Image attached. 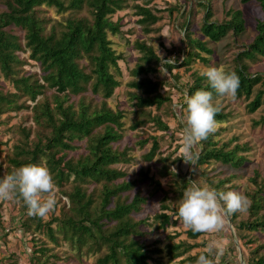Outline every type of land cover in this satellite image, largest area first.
Instances as JSON below:
<instances>
[{"label":"trees","instance_id":"16d2710c","mask_svg":"<svg viewBox=\"0 0 264 264\" xmlns=\"http://www.w3.org/2000/svg\"><path fill=\"white\" fill-rule=\"evenodd\" d=\"M250 1L259 5L262 19L256 23L254 39L236 56V67L228 70L235 72L240 80L235 98L245 100H250L257 84H264L260 76L253 77L249 74L248 66L243 63L244 60L254 62L264 58V0H240L242 5ZM128 2L132 3L130 7ZM153 2L154 0L0 2L4 8L0 11L1 74L8 78L15 66L23 64L18 52L25 54L27 61H33L38 69L36 73L12 80L16 93H0V115L30 108L34 124V127L21 129L23 141L15 146L12 157L7 159V166L0 162V177L28 164L41 165L50 170L56 188L67 202L62 206L60 215H51L46 223L40 217H34L35 229L45 233L57 248L66 244L70 252L76 254L79 262H84L83 257L90 258L89 256L94 255V264H164L166 258L170 263L178 259L176 264H195L202 252L190 254L196 248H203L205 242H175L179 236L173 233L166 237L168 241L164 248L158 246L159 241L149 243L150 234L147 229L150 225L147 218L141 217L148 199L140 191L133 195L130 192L138 189L139 182L149 181L156 186L155 192L161 194L159 203L162 212L154 217L160 221L156 231L165 234L170 227L180 224L174 219L177 205L171 209V215L164 213L170 210L167 201L172 197H176L177 201L181 199L189 186V179L199 186L205 184L217 191H231L236 188L231 184L238 176L235 174L250 163L245 155L250 150L248 146L220 143L217 139L220 132L216 131L206 140L197 143L198 152H194L197 155L194 164L197 168H203L216 163L233 174L216 179L203 169L199 173V179L195 181L192 174L187 177L188 174L181 172L183 157L171 158L172 155H164L161 151V138L152 137V143L145 149L142 159L148 164L158 155L157 162L162 166L158 175L169 176L171 187L168 191L162 189L159 181L153 176L149 177V168L139 171L140 178H130L128 166L135 162V157L128 154L129 148L119 150L117 147L123 139L122 120L126 116L120 110L109 108L107 103L115 89L120 87L121 71L118 62L123 59L114 49L112 41L114 36L122 32V24L120 19L114 22L113 17L130 8L137 17L136 23L142 26L145 34L158 32L154 26L161 18L150 7ZM199 4L206 9L199 36L195 37V31L189 24L190 13H185L180 22L183 48L173 56L175 61L172 63H162L156 51L146 41L138 39L132 42L131 46L139 57L134 68L129 71L131 80L126 83V87L133 90L128 94L135 102L133 106L138 117L131 125V130L147 122H151L162 132L169 130L159 114L152 115V109L159 111L164 104H171V92L161 93L160 89L165 87L166 82L153 81L151 77L162 72V69L172 74L177 66L185 67L187 71L196 63L206 65L214 55L210 44H217L228 35L236 41L245 32L246 23L240 10L227 11L223 21L209 22L212 16L210 7ZM43 7L54 9L61 16L57 23L60 30L56 25L47 29L48 19L38 16ZM180 55L183 57L182 61ZM190 76L193 78L191 84L181 88L184 92V101H180L182 108L187 96L197 90H211L206 78L198 71L191 72ZM172 77L175 81L179 80V76ZM49 90L53 92L47 97L46 91ZM215 95L214 93L213 96ZM21 97L32 103V106L27 107L25 103L18 105L16 100ZM95 98H100L101 101L97 103ZM263 102L264 88L258 90L246 105L248 113L256 112ZM229 116V113L220 108L215 119L218 124L224 123ZM183 117L181 113V118ZM254 124L264 125V116ZM179 126L183 128L184 122ZM163 136L165 140L167 135ZM147 142L149 140L145 139L138 144L145 146ZM4 170L7 171L5 175L2 172ZM250 182L255 187L246 193L251 202L249 219L236 223L237 214L228 217L236 232L264 235V178L255 171ZM23 208H26L24 203ZM22 224L23 228H31L27 222ZM185 234L188 240H197L202 233L194 234L187 230ZM246 235H241L238 239H244ZM248 242L252 243L250 239ZM37 248H34L33 256L48 251L44 243ZM262 249L259 246L251 251L252 255L246 264H264V256H258ZM51 256L59 260L61 258L55 253ZM37 262L48 264L46 261Z\"/></svg>","mask_w":264,"mask_h":264},{"label":"rangeland","instance_id":"374dc122","mask_svg":"<svg viewBox=\"0 0 264 264\" xmlns=\"http://www.w3.org/2000/svg\"><path fill=\"white\" fill-rule=\"evenodd\" d=\"M2 1L0 0V2ZM199 3L210 7L212 16L209 22L223 21L226 19L225 13L227 11L240 10L246 23L245 32L236 41H234L231 35H228L223 41L217 44H210L209 47L213 50L214 55L206 65L196 63L187 71L185 67L177 66V68L172 70V74L162 69V72L151 77L153 81L166 82L164 84L165 87L160 89L161 93L171 92V104H164L159 111L152 109V115L159 114L169 130L162 132L155 128L151 122H147L145 125L131 130V125L138 117L135 114L136 110L133 106L135 102L131 100L128 94L129 91L133 90L128 89L126 83L131 80L129 71L134 68L139 57V54L131 46L132 42L138 39L146 41L156 51L162 63H164L162 58L164 60L173 58L179 49L183 48V31L180 28V22L183 21L185 13H190L189 24L195 31V37L199 36V29L203 24L206 13L204 6H200ZM131 4V2H128L129 7ZM150 7L155 12V15L161 18V21L154 26V29L159 30L158 32L145 34L142 31V26L136 23L137 17L133 15V10L130 8L118 12L113 17L114 22L120 19L122 24V32L114 36L112 41L114 49L123 56V59L118 62L121 71V76L119 77L120 87L115 89L113 96L107 100V103L109 108L114 111L120 110L126 116L122 120L123 139L117 147H119V150L129 148L128 154L132 158L135 157V162L131 166H128V172L131 174L130 178L137 179L141 169L146 170L149 168V177L153 176L156 181L160 182L162 189L168 191L172 182L169 176L161 177L158 175V171L162 167L157 162L159 156H155L153 161L147 164L142 159V155L146 152L145 149L150 147L152 137H159L162 143L161 151L164 155H172L171 158L180 156L178 152L181 146L180 132L182 128L179 125H182L184 122L183 118H181V113L184 115L182 105L180 104L181 100L184 101L182 97L184 92L181 88L183 89L185 86L191 84L193 78H191L190 73L193 71H198L201 74L208 67H222L226 70L234 69L237 65L235 61L236 56L250 44L256 35L255 26L257 21L262 19V11L256 2L250 1L248 4L242 5L240 0H154ZM2 9H4L3 4L0 3V11ZM181 13L183 15H180ZM38 16L48 19L46 23L48 30L52 25H56L60 30L59 24L57 23H59L61 16L56 14V10L43 7L38 12ZM17 33L19 34V32ZM168 39L172 41L170 46H168ZM17 54L23 64L21 66H15L8 78L4 77L0 71V93L4 95L16 93L12 80L38 72V69L34 66L35 63L30 59L27 61L25 54L22 52H18ZM179 58L181 61L183 60L182 55ZM243 63L248 66L249 74L253 77L260 76L264 81V58H259L254 62L244 60ZM171 75L179 76V80L175 81ZM177 88L179 90H176ZM263 88V82L257 84L250 100L218 95L213 96L215 105H218L224 109L225 113H229L230 115L226 122L218 124L216 131H219L220 135L217 136V139H219L220 143L231 142V146L240 145L250 148L245 154L250 163L246 164L243 170L237 172L235 175L238 174V176L231 182L236 187L231 191L241 193L244 196H246V193L250 189L255 187L250 182L255 171H258L262 178H264V125L255 126L254 124L255 121H259L264 116V102L252 114L248 113L246 108V105L254 98L257 91ZM52 92L53 90L46 91V96L50 97ZM16 101L18 105L25 103L27 107L32 106V103L24 99V97L18 98ZM95 101L99 103L101 99L95 98ZM30 110V108H24L19 111L5 112L0 115V162H4V166L8 165L7 159L12 157L15 146H19L23 141L21 138V129L34 127ZM165 134L167 137L164 140L163 135ZM145 139L149 140V142L145 146H140L138 143ZM197 149L196 144L193 152L197 153ZM172 152L173 154H170ZM203 169L210 173V177H215L216 179H223L233 174L232 171L216 163L203 166V168H197L191 162H189V165L184 163V161L180 164L181 172L188 174L187 177H189V174H192L193 178L196 179L195 181L199 179V173ZM2 172L4 175L7 174L5 170ZM200 186L207 185L200 184ZM137 187L138 189L130 192V194L133 195L135 192L140 191L148 199L147 207L141 217L147 218L150 225L147 229V233L150 234L149 243L159 241L160 244L158 246L164 248L168 241L166 237L173 235V233H177L179 236L175 242L187 240L191 244H200L204 241V247L194 249L190 255H196L205 249L211 248V253L205 254L212 259L213 264H246L252 255L251 251L259 246L263 249L258 252V256H264V235L236 232L228 216L225 217L224 226L220 231L202 233L197 240L187 239L185 234L187 230L184 229L181 223L178 226L170 227L165 234L157 232L156 227L160 221H157L154 217L162 213L159 203L161 194L158 191L155 192L156 186L150 184L149 181L139 182ZM54 196L56 200L54 210L46 217L41 218L45 223L50 220L51 215L58 217L62 206L67 202L66 198L62 197L57 188ZM247 200L249 202L247 210L243 213H236L238 216L236 223L249 219L251 202L249 198ZM176 201V197H172L171 200L167 201L170 210L164 212L166 215H171V209H174L176 205L178 206V201ZM34 217L28 215L27 208H23V203L18 198L0 202V264H38L37 261H46L48 264H94L96 259L94 255L89 256L90 258L83 257L84 262H79L76 254L70 252L71 250L66 244L57 248L45 233L35 229L36 223L33 221ZM23 222L29 223L31 228H23L21 226ZM241 235H246V237L239 240L238 238ZM249 239L252 243L248 242ZM42 243L48 248V251L33 256L34 248H39ZM53 253L61 257L60 260L52 257L51 254ZM178 261L176 259L175 262L170 263L169 259L166 258L164 264H176Z\"/></svg>","mask_w":264,"mask_h":264},{"label":"clouds","instance_id":"9594fccd","mask_svg":"<svg viewBox=\"0 0 264 264\" xmlns=\"http://www.w3.org/2000/svg\"><path fill=\"white\" fill-rule=\"evenodd\" d=\"M171 42L169 40L168 46ZM162 60L168 63L175 61V58ZM201 75L206 78L211 90H197L186 97L183 106L184 127L180 132L181 146L178 155L188 165L189 162L194 164L197 159L193 152L194 146L217 130L218 121L215 117L220 108L214 103V93L235 98L240 86L238 75L222 67H208ZM55 191L56 185L50 170L41 165H24L11 174L0 177V202L19 198L30 216L44 218L52 212L56 205ZM177 203L175 219L185 230L194 234L220 231L225 217L245 212L249 204L247 197L241 193L199 186L191 179ZM205 253H211V248L205 249L195 264H213Z\"/></svg>","mask_w":264,"mask_h":264}]
</instances>
